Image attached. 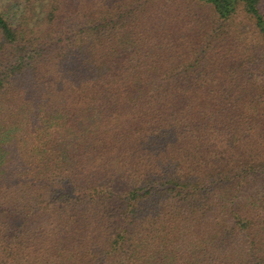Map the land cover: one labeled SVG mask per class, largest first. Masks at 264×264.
<instances>
[{
    "label": "trees",
    "instance_id": "16d2710c",
    "mask_svg": "<svg viewBox=\"0 0 264 264\" xmlns=\"http://www.w3.org/2000/svg\"><path fill=\"white\" fill-rule=\"evenodd\" d=\"M0 264H264V0H0Z\"/></svg>",
    "mask_w": 264,
    "mask_h": 264
}]
</instances>
